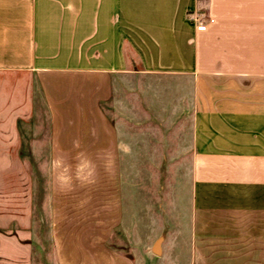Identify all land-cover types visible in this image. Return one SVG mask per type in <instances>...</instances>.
Masks as SVG:
<instances>
[{
	"label": "crops",
	"instance_id": "0c3cea01",
	"mask_svg": "<svg viewBox=\"0 0 264 264\" xmlns=\"http://www.w3.org/2000/svg\"><path fill=\"white\" fill-rule=\"evenodd\" d=\"M118 72L190 80V263L264 264V0H0V228L23 225L8 252L28 248L23 128L39 94L56 262L131 264L106 245L122 174L102 104Z\"/></svg>",
	"mask_w": 264,
	"mask_h": 264
},
{
	"label": "rangeland",
	"instance_id": "374dc122",
	"mask_svg": "<svg viewBox=\"0 0 264 264\" xmlns=\"http://www.w3.org/2000/svg\"><path fill=\"white\" fill-rule=\"evenodd\" d=\"M102 109L116 127L121 145V219L107 241L123 247L120 253L131 264H191L190 165L197 145L189 78L115 73L111 97ZM23 131L32 212L29 238L17 239L28 248L8 252L14 243L10 236L23 225L1 227L0 264H58L50 232L48 118L39 94L35 114ZM156 240L159 254L151 250Z\"/></svg>",
	"mask_w": 264,
	"mask_h": 264
},
{
	"label": "clouds",
	"instance_id": "9594fccd",
	"mask_svg": "<svg viewBox=\"0 0 264 264\" xmlns=\"http://www.w3.org/2000/svg\"><path fill=\"white\" fill-rule=\"evenodd\" d=\"M53 163H54L55 166L59 167L61 165L62 161L56 160ZM60 180L62 182H64V183H69L70 182V177H68V176H61L60 177Z\"/></svg>",
	"mask_w": 264,
	"mask_h": 264
},
{
	"label": "trees",
	"instance_id": "16d2710c",
	"mask_svg": "<svg viewBox=\"0 0 264 264\" xmlns=\"http://www.w3.org/2000/svg\"><path fill=\"white\" fill-rule=\"evenodd\" d=\"M106 245L109 247V248H111V249H113V250H115V251H118V252H121V251H123V247H121V246H117L115 243H113V242H108V241H106Z\"/></svg>",
	"mask_w": 264,
	"mask_h": 264
},
{
	"label": "water",
	"instance_id": "95a60500",
	"mask_svg": "<svg viewBox=\"0 0 264 264\" xmlns=\"http://www.w3.org/2000/svg\"><path fill=\"white\" fill-rule=\"evenodd\" d=\"M151 250L154 254H159L160 253V245H159V240H156L154 244L151 247Z\"/></svg>",
	"mask_w": 264,
	"mask_h": 264
},
{
	"label": "built area",
	"instance_id": "2783aa9c",
	"mask_svg": "<svg viewBox=\"0 0 264 264\" xmlns=\"http://www.w3.org/2000/svg\"><path fill=\"white\" fill-rule=\"evenodd\" d=\"M204 26H205L204 23L201 22L197 25L198 28H204Z\"/></svg>",
	"mask_w": 264,
	"mask_h": 264
}]
</instances>
